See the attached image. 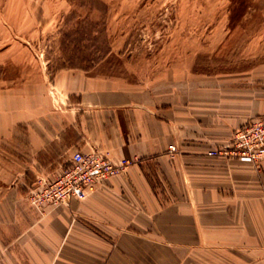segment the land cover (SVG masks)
<instances>
[{"label": "crops", "instance_id": "obj_1", "mask_svg": "<svg viewBox=\"0 0 264 264\" xmlns=\"http://www.w3.org/2000/svg\"><path fill=\"white\" fill-rule=\"evenodd\" d=\"M197 55L128 76L50 72L32 52H9L4 64L16 72L0 74V264H264V158L209 153L264 116V60L248 45L222 52L237 66L206 71L193 68ZM77 150L128 163L83 198L33 205L37 180L55 177Z\"/></svg>", "mask_w": 264, "mask_h": 264}, {"label": "rangeland", "instance_id": "obj_2", "mask_svg": "<svg viewBox=\"0 0 264 264\" xmlns=\"http://www.w3.org/2000/svg\"><path fill=\"white\" fill-rule=\"evenodd\" d=\"M226 35L236 41L222 47ZM248 45L263 61L264 0H0V74L16 72L4 64L10 51L32 52L50 72L80 66L128 76L188 51L198 54L194 69L216 71L238 65L222 52Z\"/></svg>", "mask_w": 264, "mask_h": 264}, {"label": "built area", "instance_id": "obj_3", "mask_svg": "<svg viewBox=\"0 0 264 264\" xmlns=\"http://www.w3.org/2000/svg\"><path fill=\"white\" fill-rule=\"evenodd\" d=\"M209 153L231 155L244 162H259L264 158V116L248 119L233 131L228 145H219ZM127 163L125 159L114 162L98 151H74L68 164L55 177L37 180L29 200L40 207L67 202L73 197L83 198L88 189L122 171Z\"/></svg>", "mask_w": 264, "mask_h": 264}, {"label": "trees", "instance_id": "obj_4", "mask_svg": "<svg viewBox=\"0 0 264 264\" xmlns=\"http://www.w3.org/2000/svg\"><path fill=\"white\" fill-rule=\"evenodd\" d=\"M64 67V66H63ZM71 67H80V66H71ZM80 68H83V67H80ZM83 69H86V68H83Z\"/></svg>", "mask_w": 264, "mask_h": 264}]
</instances>
